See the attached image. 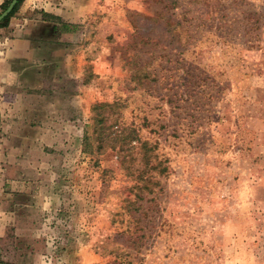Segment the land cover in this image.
I'll return each mask as SVG.
<instances>
[{
	"label": "rangeland",
	"instance_id": "obj_1",
	"mask_svg": "<svg viewBox=\"0 0 264 264\" xmlns=\"http://www.w3.org/2000/svg\"><path fill=\"white\" fill-rule=\"evenodd\" d=\"M99 5L75 146L6 261L264 264V0Z\"/></svg>",
	"mask_w": 264,
	"mask_h": 264
},
{
	"label": "crops",
	"instance_id": "obj_2",
	"mask_svg": "<svg viewBox=\"0 0 264 264\" xmlns=\"http://www.w3.org/2000/svg\"><path fill=\"white\" fill-rule=\"evenodd\" d=\"M105 2L22 0L0 26V264H18L6 261L1 230L13 227L18 236L48 210L53 159L75 146L90 103L81 95L90 80L82 78L79 47L85 21Z\"/></svg>",
	"mask_w": 264,
	"mask_h": 264
},
{
	"label": "trees",
	"instance_id": "obj_3",
	"mask_svg": "<svg viewBox=\"0 0 264 264\" xmlns=\"http://www.w3.org/2000/svg\"><path fill=\"white\" fill-rule=\"evenodd\" d=\"M10 0H4L1 4H0V13L1 11H3L7 5L9 4ZM22 2V0H18L15 5L13 6V8L11 9V11L0 20V26H3L7 23L8 19L10 18V16L17 10L18 6L20 5V3ZM117 137V136H116ZM116 139V138H115Z\"/></svg>",
	"mask_w": 264,
	"mask_h": 264
},
{
	"label": "water",
	"instance_id": "obj_4",
	"mask_svg": "<svg viewBox=\"0 0 264 264\" xmlns=\"http://www.w3.org/2000/svg\"><path fill=\"white\" fill-rule=\"evenodd\" d=\"M18 0H10L9 4L7 5V7L1 11L0 13V20L5 17L10 11L11 9L13 8V6L15 5V3L17 2Z\"/></svg>",
	"mask_w": 264,
	"mask_h": 264
}]
</instances>
